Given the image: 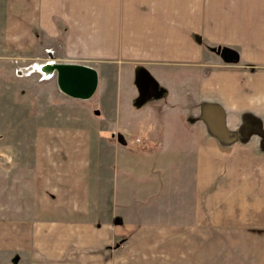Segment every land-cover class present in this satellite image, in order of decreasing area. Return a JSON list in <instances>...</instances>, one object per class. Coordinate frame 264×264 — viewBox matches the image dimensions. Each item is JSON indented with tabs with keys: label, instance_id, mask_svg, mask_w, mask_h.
<instances>
[{
	"label": "crops",
	"instance_id": "crops-1",
	"mask_svg": "<svg viewBox=\"0 0 264 264\" xmlns=\"http://www.w3.org/2000/svg\"><path fill=\"white\" fill-rule=\"evenodd\" d=\"M46 51L93 93L20 107ZM0 103V264H264V0H0Z\"/></svg>",
	"mask_w": 264,
	"mask_h": 264
},
{
	"label": "rangeland",
	"instance_id": "rangeland-1",
	"mask_svg": "<svg viewBox=\"0 0 264 264\" xmlns=\"http://www.w3.org/2000/svg\"><path fill=\"white\" fill-rule=\"evenodd\" d=\"M48 51V49H47ZM46 51V57L44 58V60H42L41 62H28V63H25V65L23 67H27L29 65H33V64H36L37 66L40 65V64H43L47 61H51L53 63H62V62H56L54 60H50L49 57H48V52L47 53ZM51 54V53H50ZM52 55V58H53V54ZM230 59H234L233 55L232 57H230ZM16 72V71H15ZM42 73H48V71L44 70L43 71H39V70H35L33 71L30 75L28 76H25L27 78H22V84L20 85V91H21V100H20V107L22 108H27V105H28V97L31 96L32 97V100H33V105H35V100H37V105L39 107H42V108H46L45 106H50V97L53 98V103H56L58 107H60V104H61V100L60 98H57L55 97V91L56 89L54 88V85H56V80H57V72L56 70L49 76H47L45 79H40L39 76L42 75ZM28 78H32V80H27ZM47 78L49 80H47ZM27 80V81H25ZM36 82V89L35 91L33 90V85H32V82ZM58 85V83H57ZM109 87L110 89V85H106L105 87ZM59 87V86H58ZM58 89V88H57ZM60 89V88H59ZM30 92H32V94H30ZM35 92V93H34ZM9 96L10 94H6L5 96V99H4V108H5V114L3 116V120H4V124H5V128H9L10 125L14 124V123H18V122H25V120H27L26 116H24L22 113H19V116H17L15 114V116H13L11 114V109H9L8 107L11 108L12 106V101H9ZM110 97V96H109ZM1 105V103H0ZM35 107V106H33ZM50 117H48L49 119ZM21 119V120H20ZM45 119L46 117L44 116H40L38 117V120H39V123H44L45 122ZM54 120H60V122H68L69 120L72 119V117H69V115H56L53 117ZM20 120V121H18ZM50 122H53L51 119H50ZM8 132H5V135L7 134ZM113 134H115V132H112L110 135H109V139H114V136ZM8 137L5 136V139L7 140ZM120 140V143L122 142L123 145H125L126 147L130 148L128 145H130V141H123L121 139H118V141ZM128 144V145H127Z\"/></svg>",
	"mask_w": 264,
	"mask_h": 264
},
{
	"label": "water",
	"instance_id": "water-1",
	"mask_svg": "<svg viewBox=\"0 0 264 264\" xmlns=\"http://www.w3.org/2000/svg\"><path fill=\"white\" fill-rule=\"evenodd\" d=\"M54 68L60 90L68 95L88 98L95 90L97 74L92 68L77 64H56Z\"/></svg>",
	"mask_w": 264,
	"mask_h": 264
},
{
	"label": "built area",
	"instance_id": "built-area-1",
	"mask_svg": "<svg viewBox=\"0 0 264 264\" xmlns=\"http://www.w3.org/2000/svg\"><path fill=\"white\" fill-rule=\"evenodd\" d=\"M48 57L50 60H53L52 58V55L49 53L48 54ZM55 63L51 62V61H47L43 64H40V65H36V64H33V65H29L27 67H21L19 69L16 70L15 74L18 76H28L30 75L33 71L35 70H39V71H43L44 70L48 71V73H42L41 76H39L40 79H45L47 76L51 75L54 71H55ZM135 141L137 142H140V139L139 138H136Z\"/></svg>",
	"mask_w": 264,
	"mask_h": 264
},
{
	"label": "trees",
	"instance_id": "trees-1",
	"mask_svg": "<svg viewBox=\"0 0 264 264\" xmlns=\"http://www.w3.org/2000/svg\"><path fill=\"white\" fill-rule=\"evenodd\" d=\"M217 51L219 54L227 55L226 61H234V62L238 61V53H236L234 50L223 48V47H221V48L217 47ZM232 55H233L234 59H230V57H232Z\"/></svg>",
	"mask_w": 264,
	"mask_h": 264
},
{
	"label": "bare ground",
	"instance_id": "bare-ground-1",
	"mask_svg": "<svg viewBox=\"0 0 264 264\" xmlns=\"http://www.w3.org/2000/svg\"><path fill=\"white\" fill-rule=\"evenodd\" d=\"M57 64H59V63H57ZM60 71H61V69H60Z\"/></svg>",
	"mask_w": 264,
	"mask_h": 264
}]
</instances>
